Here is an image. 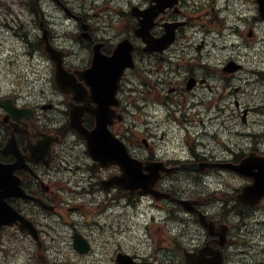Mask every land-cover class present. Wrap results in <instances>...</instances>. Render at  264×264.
Listing matches in <instances>:
<instances>
[{
    "label": "clouds",
    "instance_id": "9594fccd",
    "mask_svg": "<svg viewBox=\"0 0 264 264\" xmlns=\"http://www.w3.org/2000/svg\"><path fill=\"white\" fill-rule=\"evenodd\" d=\"M0 264H264V0H0Z\"/></svg>",
    "mask_w": 264,
    "mask_h": 264
}]
</instances>
